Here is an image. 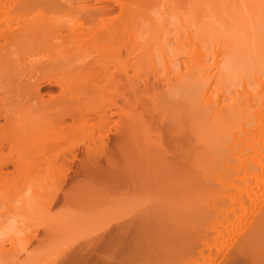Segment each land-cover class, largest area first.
<instances>
[{
  "label": "bare ground",
  "instance_id": "bare-ground-1",
  "mask_svg": "<svg viewBox=\"0 0 264 264\" xmlns=\"http://www.w3.org/2000/svg\"><path fill=\"white\" fill-rule=\"evenodd\" d=\"M173 1L0 0L1 264H20L24 219L57 193L154 176L160 196L170 180L205 206L190 232L182 218L185 254L162 262L230 246L216 264H264V0H182L187 15Z\"/></svg>",
  "mask_w": 264,
  "mask_h": 264
},
{
  "label": "rangeland",
  "instance_id": "rangeland-1",
  "mask_svg": "<svg viewBox=\"0 0 264 264\" xmlns=\"http://www.w3.org/2000/svg\"><path fill=\"white\" fill-rule=\"evenodd\" d=\"M180 1L181 2L176 1L177 2L176 4H178V2H179V4H178L179 6L180 5L183 6V4L185 2H187L186 0H184L185 1L184 3L182 2V0H180ZM188 1L191 2L192 0L191 1L188 0ZM173 2L175 3V1H173ZM158 4L159 3H157V5ZM185 4H184L185 6H183V7L180 6V8H181V10H183V8H184V10L181 12H184V14L186 13V15H187L189 12L188 8H190V7H189L188 3H185ZM154 5L151 8L154 9V10L152 9L153 11H156L155 9H156L157 5H155V6ZM159 5H161V4H159ZM176 7H177V9L179 8L177 5H176ZM163 8L164 7L162 6V9ZM157 9H158V12L162 11L159 8H157ZM185 10H188V12H186ZM179 11H180V9H179ZM158 12H156V17L159 19L160 16L158 15ZM152 13H154V12H152ZM168 14H169V12H168ZM165 16L169 17V15L167 16V13H166L165 15H163L162 19H164ZM171 16H172V13L170 14V17ZM166 19H168V18H166ZM176 19H172V20H174V22H175ZM160 20H161V17H160ZM160 20H157V21L160 22ZM167 21L169 22V25L171 27L172 23L170 24V21L166 20V22ZM169 25H168V27H169ZM52 90H53V88L49 87V86H42L41 87V93H46V92L52 91ZM197 133H198V128H197ZM197 136H198V134H197ZM197 143H198L197 144V160H198L201 157V155L203 158L204 157L203 155L205 153L201 148V143H199V142H197ZM198 145H200V146H198ZM201 152H203V154H201ZM199 165L197 164V167H198L197 171L201 172ZM111 175L112 174L110 173V176ZM155 177L156 176H154V178ZM148 178H149L148 180H147V178L143 180V182H142L143 185L141 186V188L137 187L136 191L134 190L132 185H130V184L126 185L127 181L126 182L123 181V183L120 182V181H122V179L120 180L119 177L115 181L116 182H117V180H120V181H118V183L114 184L115 186L114 185L111 186V182L109 181L110 184L108 182L107 185L109 184L110 186L107 187V185H105L106 186V188H105V186L103 185V190L105 188V190H106L105 195L107 196V198L106 197H104V198L107 200H103L104 198L102 197V196H104L103 193L105 190L104 191L101 190L102 193L99 194L100 188H97L99 184L97 186L95 185L97 188L95 190L93 189L94 188L93 186H92L93 188H90V189H87L85 187L84 190H86L87 196H86V194H84V197H83L82 196L83 194H81V195L79 194L81 198L79 196L77 198L76 195H74L76 197V199H78L79 201L75 200V197L73 196L74 199H70V200L67 199V202H68L67 203L65 198L63 199L64 195L61 196L60 193H57L58 194V195L56 194L57 198L52 197V199L54 198L53 201L51 200L50 202H48V204L46 203V205H45L46 207L42 206L44 209H42V207H41L42 213L39 210L36 215H34V216L28 215L24 219V220H26L27 224L25 223L26 228H23V230L24 229L26 230V232L24 231L25 232L24 238L25 237L26 238L23 240V241H25L24 242L25 245L23 248L25 251H23L24 253L22 252L23 253L22 259L27 258V256H29V255L31 256V253L33 250L34 254L32 253V255H33L34 260L31 259L32 262L29 260L25 261L26 259L22 260L21 259L22 256H21L20 257L21 261H18V262L20 264L21 263L27 264L28 262H29V264L30 263H33V264H161L162 260L164 262H166V260H168V259L170 260V257L172 259V258H175V257L177 258V257L184 255L185 254L184 247L188 246V244H189V241H186L184 239L185 236L187 235L185 230L190 232V229L188 230L189 226L194 222V220H197V218H198L197 214L198 213L200 214L199 211L201 210V207L205 208V206L204 205L201 206L200 204H199L200 206L197 205L196 201H194V200H187L186 199V200H182V203L178 202L181 200H178V199H177L178 201L175 200L174 196H173V192H172V190H174V189H172L174 187V183L171 184L170 180H167L168 183L166 184L167 181L165 180V184H164V180H163V185L169 186V189H170V185H171V189L168 192H170L172 196L170 195L171 198L169 201V200H167L166 197H164V196H166V195H164L165 194L164 191L161 193V194H163V193L164 194L160 196V192H161L160 190H159V193L157 194V192L155 190L153 191L150 188L151 186H152V188H154L156 185L161 184L160 183L161 181L160 180L154 181L155 180L154 178H153V181H151L152 178L151 179H150V177H148ZM159 178H161V177H159ZM112 179L113 178H111V181H112ZM105 180H107V179L104 178V181ZM149 180H150L151 184L149 183ZM113 183H115V182L113 181ZM130 186H132V187H130ZM144 186H145V188L143 189ZM159 186H161V185H159ZM181 186H183V185H181ZM88 187H90V186H88ZM107 188H109V189H107ZM124 188H126V189H124ZM158 188H157V191H158ZM197 188H199L198 185H197ZM165 189L163 188V190H165ZM108 190H109V192H108ZM94 191H95V193H94ZM153 192H155V194H157V195H155V197H154ZM186 192L188 195V191H186ZM193 192L196 193L197 190L193 191ZM193 192L191 190L190 194ZM82 193H85V192L83 191ZM108 194L110 196H108ZM58 198L60 200H63V201L59 202L60 200H58ZM136 198H137V200H136ZM165 198H166V200H165ZM134 199L136 201H134ZM168 199H169V197H168ZM90 201H91V203H90ZM150 201H152L151 202L152 204L150 203ZM81 202H82V204H81ZM102 202H104V203H102ZM185 202L188 203L189 205L185 204ZM190 202H193V205L196 204L197 206L196 205L191 206ZM157 203H158V206H157ZM115 204H117V205H115ZM121 205L123 206V210H122ZM119 206H121V211L119 210L120 209ZM198 206L200 208H198ZM128 207H129V210H128ZM96 208L99 209L100 212H97L99 210H97ZM110 209L112 210L113 215H112V212L110 211ZM105 211L106 212L108 211L109 214L111 212V215L107 216L108 218H106V212ZM82 212H84V215ZM43 213H44V215H42ZM97 213H99L101 217L102 216L105 217V219H103L99 216L102 221L99 220ZM77 214H79V215H77ZM109 214H107V215H109ZM199 214H198V216H199ZM42 216L44 218H42ZM45 216L47 217V219L45 218ZM117 216H118V218H117ZM58 217L61 220H59ZM87 218H89V219H87ZM182 218L185 220V222L188 221L187 222L188 226L185 224H182V223H184ZM33 219L35 221H33ZM49 219L51 220L52 223H50ZM64 219H66V222L64 221ZM90 219H92V221ZM95 219H98L99 222H96L97 220H95ZM44 220H46V221H44ZM84 220H85V222H84ZM87 220H88V222H87ZM65 225H67V227H65ZM76 225H78L79 228H77ZM184 225L187 227V228H185V230H184V227H185ZM37 226H39V227H37ZM53 227H55V228L53 229ZM57 227L59 229H57ZM69 227L72 230L69 229ZM81 227L84 229H81ZM180 227H182V229ZM189 232H187V233L189 234ZM61 235H63V236H61ZM165 236L168 237L169 238L168 241L169 240L170 241L168 242L169 244L164 243L166 245H164L162 243V245H163L162 246L160 243V240L165 239L166 238ZM172 236H174V238H172ZM172 239H173V245H171ZM175 239L177 240V242ZM27 241H28V244H27ZM47 243H53L54 246L51 244H49V246H48V245H46ZM155 243L157 244L156 246L154 245ZM175 243L177 246L175 245ZM179 243H180V245H179ZM44 245L48 248L45 249L46 247ZM180 247L182 249H180ZM261 248H264V247H261ZM154 249L156 251H154ZM28 250L30 251V253ZM233 250H234L233 247L226 246L219 253H215V254L210 253V254H213V255H210L209 252L205 249L204 252L206 253L205 254L206 257H208V255H210L211 257H208L207 258L208 260L206 261V263H203V264H216L215 261H216L217 257L223 256L224 253L232 254ZM169 251H171V252H169ZM35 252H37L38 257L35 256V254H36ZM63 257H66V258H63ZM159 257L161 260L159 259ZM29 259H30V257H29ZM157 259H158V261L160 260L161 262L160 261L158 262ZM164 262H162V263L166 264ZM178 263L181 264V262H178ZM6 264H8V263H6Z\"/></svg>",
  "mask_w": 264,
  "mask_h": 264
}]
</instances>
